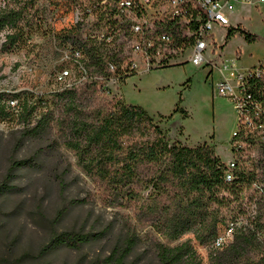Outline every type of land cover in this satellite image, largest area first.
I'll use <instances>...</instances> for the list:
<instances>
[{"label":"trees","instance_id":"1","mask_svg":"<svg viewBox=\"0 0 264 264\" xmlns=\"http://www.w3.org/2000/svg\"><path fill=\"white\" fill-rule=\"evenodd\" d=\"M43 1L0 0V35L5 34L0 46L3 53L27 52L34 47V36L43 33L46 24L55 32L48 24L46 11L52 14L58 5L56 0H45L47 5L41 8ZM71 1H89L91 5L103 0ZM74 20L78 24L63 29L58 40L71 45V50L82 51L89 76L96 79L47 96L0 92V121L17 116L28 135L61 134L64 145L76 158V166L100 189L101 200L109 207L130 208L136 224L150 226L159 237L153 242L156 264H204L198 247L208 250L209 264H264V222L258 211L251 212L254 219H248V226L238 229L230 245L222 251L213 247L222 229L247 213L241 207L237 216L226 219L222 210H229L234 204L243 205L241 193L252 186L255 172L238 173L235 182L228 183L226 165L212 145L188 147L172 142L168 131L143 106L108 95L104 89L112 77L108 65L116 59L103 44L85 37L77 16ZM237 34L247 43L258 41L243 26H232L223 48ZM190 43L186 41V46ZM77 80H82L81 73H77ZM251 84V92L263 102L264 83ZM16 101V109L11 108L9 102ZM181 102L180 98L178 104ZM178 112L179 107L174 114ZM259 164L264 172V162ZM12 166L30 167V162L17 161ZM7 188L2 183L0 197ZM145 190L151 192L142 198ZM127 231L126 238L101 261L103 264H135L128 259L139 237L130 227ZM189 234H193L195 244L193 240H182ZM90 241L89 234L66 231L55 234L51 246L80 250Z\"/></svg>","mask_w":264,"mask_h":264},{"label":"rangeland","instance_id":"2","mask_svg":"<svg viewBox=\"0 0 264 264\" xmlns=\"http://www.w3.org/2000/svg\"><path fill=\"white\" fill-rule=\"evenodd\" d=\"M55 2L58 6L54 12L46 11L54 33L46 24L45 31L34 36V47L27 52L6 54L0 47V92L47 96L73 82L59 77L61 50L72 47L60 43L57 35L70 29L75 13L90 2ZM46 5L45 0L40 4L41 8ZM87 23L93 24L92 18ZM239 25L255 34L258 41L247 43L237 34L223 55L229 59L239 57L242 67L264 62V6L259 9L238 6L232 26ZM228 30L216 31L215 38L222 46ZM4 40L5 34H1L0 46ZM73 76L75 81L77 74ZM128 81L109 82L104 89L124 102L143 106L168 131L172 142L188 147L208 143L222 161L233 159L230 143L237 128L236 112L232 103L216 94L203 68L187 63ZM180 98L182 102L178 104ZM177 107L180 112L174 114ZM27 131L17 116L0 121V186L3 183L8 187L0 197V264H103L101 261L111 254L114 246L126 238L129 227L136 230L139 241L128 262L156 264L153 242L159 237L150 226L137 225L130 208L109 207L101 200L100 189L76 166V158L64 145L62 135L56 132L28 135ZM23 160H28L30 167L12 168L13 162ZM150 192L143 191L142 198ZM246 194L252 205L256 202L264 222V202L256 201L258 196L253 188ZM249 205L246 200L240 207L234 204L222 212L226 219H231L241 207ZM66 231L89 234L91 241L80 250L51 246L53 236ZM182 240H193L195 244L193 234ZM198 250L204 264H209L208 250L202 247Z\"/></svg>","mask_w":264,"mask_h":264},{"label":"built area","instance_id":"3","mask_svg":"<svg viewBox=\"0 0 264 264\" xmlns=\"http://www.w3.org/2000/svg\"><path fill=\"white\" fill-rule=\"evenodd\" d=\"M238 6L259 9L264 6V0H103L81 7L75 17L82 16L79 24L85 37L103 44L116 59L109 62L112 77L107 83H124L158 69L187 63L203 68L216 94L232 103L236 112L237 128L230 143L233 159L223 161L225 181L233 183L238 173L255 172L256 178L249 190H255L256 201L264 202V172L259 168V162H264V101L251 92L252 81L264 83V62L244 68L239 57L229 59L223 55L224 48L215 38L217 30L232 27ZM159 17H169V24H159ZM91 18L93 24L89 25ZM186 41L194 42L193 53L185 54ZM82 59L79 49L61 50L63 67L59 69V77L73 80L62 88L96 79L89 76ZM77 73H81L82 80L74 81L73 74ZM17 105L18 101L9 102L13 109ZM247 191L241 193L244 202L248 200L250 204L246 206L247 213L222 229L213 242L216 250L222 251L230 245L238 229L248 226V219H254L251 212L258 211L257 204L252 205Z\"/></svg>","mask_w":264,"mask_h":264},{"label":"bare ground","instance_id":"4","mask_svg":"<svg viewBox=\"0 0 264 264\" xmlns=\"http://www.w3.org/2000/svg\"><path fill=\"white\" fill-rule=\"evenodd\" d=\"M78 21H82V16H77ZM159 24H169V17H159ZM194 51V42L191 41L190 45L185 47L186 53H193Z\"/></svg>","mask_w":264,"mask_h":264},{"label":"crops","instance_id":"5","mask_svg":"<svg viewBox=\"0 0 264 264\" xmlns=\"http://www.w3.org/2000/svg\"><path fill=\"white\" fill-rule=\"evenodd\" d=\"M223 50H225V48L223 49ZM254 66V65H253ZM244 67V66H243ZM244 68H249V67H244ZM129 82V81H128Z\"/></svg>","mask_w":264,"mask_h":264}]
</instances>
